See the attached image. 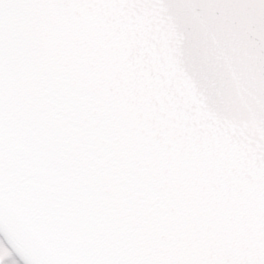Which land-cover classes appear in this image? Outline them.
Listing matches in <instances>:
<instances>
[{"label": "water", "instance_id": "water-1", "mask_svg": "<svg viewBox=\"0 0 264 264\" xmlns=\"http://www.w3.org/2000/svg\"><path fill=\"white\" fill-rule=\"evenodd\" d=\"M0 235L24 264H264V0H0Z\"/></svg>", "mask_w": 264, "mask_h": 264}, {"label": "rangeland", "instance_id": "rangeland-1", "mask_svg": "<svg viewBox=\"0 0 264 264\" xmlns=\"http://www.w3.org/2000/svg\"><path fill=\"white\" fill-rule=\"evenodd\" d=\"M0 263L2 264H17L15 260L10 256L7 248L0 240Z\"/></svg>", "mask_w": 264, "mask_h": 264}, {"label": "flooded vegetation", "instance_id": "flooded-vegetation-1", "mask_svg": "<svg viewBox=\"0 0 264 264\" xmlns=\"http://www.w3.org/2000/svg\"><path fill=\"white\" fill-rule=\"evenodd\" d=\"M9 254H10V256L15 260V262L17 263V264H20V262L9 252ZM0 264H2V263H0Z\"/></svg>", "mask_w": 264, "mask_h": 264}, {"label": "snow or ice", "instance_id": "snow-or-ice-1", "mask_svg": "<svg viewBox=\"0 0 264 264\" xmlns=\"http://www.w3.org/2000/svg\"><path fill=\"white\" fill-rule=\"evenodd\" d=\"M3 2H4L5 4H7V3H8V0H3Z\"/></svg>", "mask_w": 264, "mask_h": 264}]
</instances>
